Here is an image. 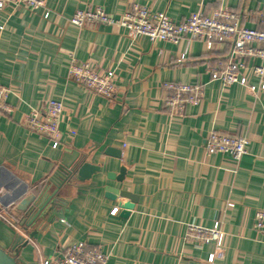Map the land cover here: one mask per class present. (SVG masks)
I'll return each mask as SVG.
<instances>
[{"label":"crops","instance_id":"0c3cea01","mask_svg":"<svg viewBox=\"0 0 264 264\" xmlns=\"http://www.w3.org/2000/svg\"><path fill=\"white\" fill-rule=\"evenodd\" d=\"M135 3L177 22L227 7L244 26L264 30V0H46L47 18L22 7L1 12L0 85L10 89L6 103L13 110L0 113V247L19 264H39L76 241L108 254L106 264H264V233L252 228L254 211L264 209V91L216 78L228 43H152L115 25L69 22L77 8L100 6L117 15ZM71 56L99 73L113 69L115 94L104 98L70 79ZM240 80L258 82L248 66ZM167 81L201 84L203 96L177 111L164 104ZM49 98L63 103L56 141L26 127L30 109L43 110ZM211 130L246 136L247 152L235 161L208 151ZM74 152L71 164L87 161L99 171L86 180L73 175L44 215L24 226L29 216L15 204L31 193L51 196L50 179ZM106 186L135 195L126 216L128 199L107 198ZM215 221L226 234L211 262L214 247H195L185 230Z\"/></svg>","mask_w":264,"mask_h":264},{"label":"built area","instance_id":"2783aa9c","mask_svg":"<svg viewBox=\"0 0 264 264\" xmlns=\"http://www.w3.org/2000/svg\"><path fill=\"white\" fill-rule=\"evenodd\" d=\"M17 7L39 10L44 18L50 14L46 0H0V13ZM69 22L76 26L87 23L115 25L121 27L131 39L145 37L152 43L156 41L179 43L193 39L228 43L231 45L230 55L224 68L216 72V78L220 79L224 86L243 85L254 92L264 91V30L244 26L237 14L227 7H218L210 15L197 11L177 22L166 11H155L139 3L133 4L117 15L106 12L100 6H94L75 9L69 16ZM2 29L3 25L0 21V31ZM249 58H258L260 63L253 62L248 65L246 59ZM247 66L257 77V84L244 83L240 80V74ZM66 68L70 79L97 95L111 98L115 94L117 75L113 69L99 73L89 63L79 61L72 56ZM163 87L168 91L164 104L177 111H182L187 104L196 103L203 96L202 85L198 83L167 81ZM10 92V89L0 85V113H10L13 110L6 103ZM62 112V101L49 98L45 101L43 110L30 109L26 118V127L32 133L53 141L59 140L61 133L58 125ZM248 142L246 136H234L211 130L207 135L205 146L208 151L228 155L233 160L239 161L247 152ZM252 228L264 233V209L254 211ZM225 234L219 221H215L210 226L186 224L187 241L195 247L206 244L214 247V251L207 259L211 262L224 246ZM108 257V254L98 247H89L85 241H76L57 256L42 257L39 264H106Z\"/></svg>","mask_w":264,"mask_h":264},{"label":"water","instance_id":"95a60500","mask_svg":"<svg viewBox=\"0 0 264 264\" xmlns=\"http://www.w3.org/2000/svg\"><path fill=\"white\" fill-rule=\"evenodd\" d=\"M111 150L113 156L119 157V153ZM75 155V152L72 155H66L65 159L60 163L55 176L50 179L51 183L55 186L53 194L47 199H43V196L40 194H28L15 204L16 211L23 212L26 216H29V220L24 221L23 225H31L36 219L44 215V207L49 199H55L57 191L62 187V185L73 175L77 176L78 180H86L91 177L92 174L99 171V166L94 165L87 161H76L74 164L69 162V159ZM120 175L116 177L118 181H121L124 177L125 167L120 169ZM111 178V176H108ZM105 196L109 199H114L115 196L125 197L128 199L123 203V214L126 216L129 210L132 208L135 202V195L129 193L128 191L119 190L110 186L105 187ZM46 198V197H45ZM62 218L63 215L59 214ZM21 238V237H20ZM0 264H19L15 256L10 250H6L0 247Z\"/></svg>","mask_w":264,"mask_h":264},{"label":"clouds","instance_id":"9594fccd","mask_svg":"<svg viewBox=\"0 0 264 264\" xmlns=\"http://www.w3.org/2000/svg\"><path fill=\"white\" fill-rule=\"evenodd\" d=\"M117 211H119V209H114V213L113 214H115V212H117Z\"/></svg>","mask_w":264,"mask_h":264}]
</instances>
